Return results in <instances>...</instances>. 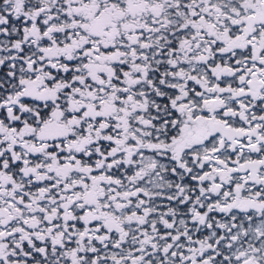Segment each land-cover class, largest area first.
<instances>
[{
  "label": "snow or ice",
  "instance_id": "snow-or-ice-1",
  "mask_svg": "<svg viewBox=\"0 0 264 264\" xmlns=\"http://www.w3.org/2000/svg\"><path fill=\"white\" fill-rule=\"evenodd\" d=\"M0 264H264V0H0Z\"/></svg>",
  "mask_w": 264,
  "mask_h": 264
}]
</instances>
